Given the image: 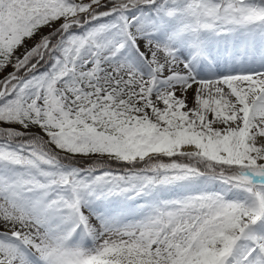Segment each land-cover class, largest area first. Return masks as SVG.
Wrapping results in <instances>:
<instances>
[{
  "label": "snow or ice",
  "instance_id": "1",
  "mask_svg": "<svg viewBox=\"0 0 264 264\" xmlns=\"http://www.w3.org/2000/svg\"><path fill=\"white\" fill-rule=\"evenodd\" d=\"M0 264H264V0H0Z\"/></svg>",
  "mask_w": 264,
  "mask_h": 264
}]
</instances>
